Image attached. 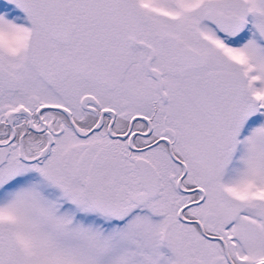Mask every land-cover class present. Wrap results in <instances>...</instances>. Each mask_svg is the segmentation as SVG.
I'll return each instance as SVG.
<instances>
[{"label": "snow or ice", "instance_id": "6c2138e0", "mask_svg": "<svg viewBox=\"0 0 264 264\" xmlns=\"http://www.w3.org/2000/svg\"><path fill=\"white\" fill-rule=\"evenodd\" d=\"M0 264H264V0H0Z\"/></svg>", "mask_w": 264, "mask_h": 264}]
</instances>
